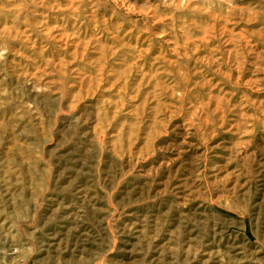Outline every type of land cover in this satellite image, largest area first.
<instances>
[{
  "label": "rangeland",
  "instance_id": "obj_1",
  "mask_svg": "<svg viewBox=\"0 0 264 264\" xmlns=\"http://www.w3.org/2000/svg\"><path fill=\"white\" fill-rule=\"evenodd\" d=\"M264 0H0V264H261Z\"/></svg>",
  "mask_w": 264,
  "mask_h": 264
},
{
  "label": "built area",
  "instance_id": "obj_2",
  "mask_svg": "<svg viewBox=\"0 0 264 264\" xmlns=\"http://www.w3.org/2000/svg\"><path fill=\"white\" fill-rule=\"evenodd\" d=\"M261 264H264V261Z\"/></svg>",
  "mask_w": 264,
  "mask_h": 264
}]
</instances>
